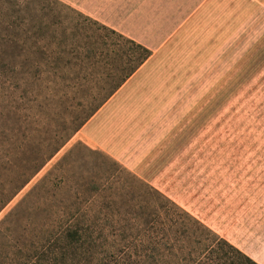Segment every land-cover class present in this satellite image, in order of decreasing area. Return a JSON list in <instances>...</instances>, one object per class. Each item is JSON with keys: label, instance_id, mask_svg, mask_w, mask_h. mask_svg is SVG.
Here are the masks:
<instances>
[{"label": "rangeland", "instance_id": "1", "mask_svg": "<svg viewBox=\"0 0 264 264\" xmlns=\"http://www.w3.org/2000/svg\"><path fill=\"white\" fill-rule=\"evenodd\" d=\"M59 1L80 11L81 0ZM96 7L119 17L112 29L151 56L2 209L0 221L39 184L35 198L51 205L43 219L22 215L2 233L0 264L34 260L49 237L38 226L54 210L74 211L65 200L89 196L86 184L104 172L106 156L125 170V187L147 184L264 264V0H102ZM94 79L84 89L96 87ZM12 92L2 91L0 107ZM77 103L23 100L17 123L0 120V184L22 166L6 160L11 130L19 142L46 140Z\"/></svg>", "mask_w": 264, "mask_h": 264}, {"label": "trees", "instance_id": "2", "mask_svg": "<svg viewBox=\"0 0 264 264\" xmlns=\"http://www.w3.org/2000/svg\"><path fill=\"white\" fill-rule=\"evenodd\" d=\"M150 56L144 45L59 0H0V98L5 88L13 91L0 120L17 123L23 100L78 101L68 126L46 140L19 142L11 130L6 160L22 166L16 178L0 184V212ZM93 78L96 87L84 89ZM105 161L101 176L86 184L88 197L65 200L74 211L57 209L47 224L36 223L46 225L49 237L28 264H258L147 184H139L138 194L135 184L125 187L124 169ZM40 186L0 221V238L22 215L39 219L51 209L49 200L35 198Z\"/></svg>", "mask_w": 264, "mask_h": 264}, {"label": "crops", "instance_id": "3", "mask_svg": "<svg viewBox=\"0 0 264 264\" xmlns=\"http://www.w3.org/2000/svg\"><path fill=\"white\" fill-rule=\"evenodd\" d=\"M69 2H73V1L69 0ZM99 3H102V0H84V1L81 0L76 4V6L81 11V13H83L84 15L98 21L99 23H101L105 26L108 24H111L110 28L112 29V26H114L113 21L117 16H112L113 13L108 9H106V10L98 9L96 6ZM106 3L109 4V1H107ZM117 18H119V17H117ZM137 43H139V42H137Z\"/></svg>", "mask_w": 264, "mask_h": 264}]
</instances>
